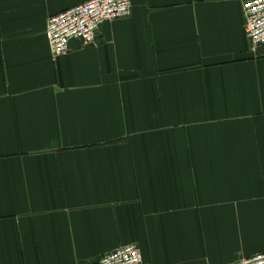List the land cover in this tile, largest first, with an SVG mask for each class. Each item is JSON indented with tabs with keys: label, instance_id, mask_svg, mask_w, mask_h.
<instances>
[{
	"label": "crops",
	"instance_id": "0c3cea01",
	"mask_svg": "<svg viewBox=\"0 0 264 264\" xmlns=\"http://www.w3.org/2000/svg\"><path fill=\"white\" fill-rule=\"evenodd\" d=\"M0 0V264H229L264 253V45L245 0H133L59 57Z\"/></svg>",
	"mask_w": 264,
	"mask_h": 264
},
{
	"label": "built area",
	"instance_id": "2783aa9c",
	"mask_svg": "<svg viewBox=\"0 0 264 264\" xmlns=\"http://www.w3.org/2000/svg\"><path fill=\"white\" fill-rule=\"evenodd\" d=\"M133 0H87L49 17L46 36L54 57L64 55L72 39L93 44L106 22L131 15ZM245 33L255 49L264 45V0L243 2ZM137 245H130L104 254L99 264H142ZM231 264V263H229ZM232 264H264V253L241 258Z\"/></svg>",
	"mask_w": 264,
	"mask_h": 264
}]
</instances>
